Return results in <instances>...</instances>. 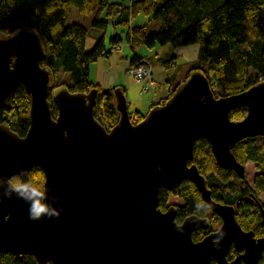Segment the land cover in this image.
I'll list each match as a JSON object with an SVG mask.
<instances>
[{"label":"water","instance_id":"95a60500","mask_svg":"<svg viewBox=\"0 0 264 264\" xmlns=\"http://www.w3.org/2000/svg\"><path fill=\"white\" fill-rule=\"evenodd\" d=\"M45 56L36 30L0 31V103L8 105L20 85L30 95L25 136L0 122V179L6 186L21 168L39 167L45 203L62 209L59 218L34 221L22 199L2 198L0 252L29 254L38 264H264V235L244 229L234 205L212 198L194 163L195 143L205 139L218 166L245 176L233 150L246 138L264 136V80L217 97L197 70L138 123L117 88L119 119L108 130L96 116V89L55 86L54 72L42 65ZM239 107L247 108L245 117L232 120L230 112ZM184 180L221 218L220 227L200 240L193 233L209 228L208 217L192 214L178 223L176 206L160 208V189ZM258 205L264 226V206ZM232 246L238 254L230 260Z\"/></svg>","mask_w":264,"mask_h":264},{"label":"trees","instance_id":"16d2710c","mask_svg":"<svg viewBox=\"0 0 264 264\" xmlns=\"http://www.w3.org/2000/svg\"><path fill=\"white\" fill-rule=\"evenodd\" d=\"M72 7L80 14L91 15V29L102 33L90 49L86 44L91 29L78 21L67 23ZM142 13L152 16L151 19L145 24L133 25V20ZM153 19L161 23L158 29L149 30ZM110 25L125 27L126 34L125 40L118 34L112 37V46L107 50L105 35ZM23 29L36 30L40 34L46 50L42 65L54 72L55 86L64 85L70 91L96 89V116L108 130L119 119L114 91L117 88L124 91V88L122 85L102 88L91 80L90 66L101 56L108 57L115 52L123 42L133 53L129 65L144 59L136 53L141 45L149 49L166 44L175 48L199 45L198 57L188 64L185 78L197 70L204 71L217 97L239 93L264 80V0H0V31L14 33ZM174 58L159 60L169 69ZM146 60L152 63L150 59ZM251 70L256 72L255 76L250 74ZM179 83L175 82L171 93ZM49 99L52 101V95ZM162 102L153 103L151 108ZM53 109L55 116V105ZM29 110L30 95L20 85L8 105L0 103V122L25 136L30 125ZM246 113V107H239L230 112V117L237 121ZM145 115L139 110L130 111L135 123ZM259 137L264 136L246 138L233 150L246 166L243 178L216 164L205 139L196 141L194 147V163L208 180L213 197L234 205L238 222L244 229L253 230L256 236L264 234L260 210L251 197L253 194L264 205V142L259 144ZM249 166L255 170L253 175ZM31 174L36 182L44 185L41 168L34 167ZM159 195L162 210L174 200L171 204L177 207L178 223L192 214L210 217L214 227L220 221L190 180L182 181L171 190L162 187ZM0 264L38 262L29 254L16 256L0 252Z\"/></svg>","mask_w":264,"mask_h":264},{"label":"rangeland","instance_id":"374dc122","mask_svg":"<svg viewBox=\"0 0 264 264\" xmlns=\"http://www.w3.org/2000/svg\"><path fill=\"white\" fill-rule=\"evenodd\" d=\"M122 0H111V2H120ZM152 16H147L145 14H140L138 15L134 20H133V25L137 24V25H141V24H145L147 23L150 19H151ZM74 21H78V22H81V23H84L86 26L89 27V29H91V23H92V16L91 15H83V14H80L77 10V8L75 7H72L71 11H70V15H69V18L67 20V23L68 24H71L72 22ZM159 23H161L160 20H157V19H153L150 24H149V27L148 29L149 30H156L159 28ZM126 31L125 27H113L112 25H110L108 27V30H107V33L105 35V46L107 48V50H109L111 48V38L114 37L117 34H119L120 36H123L124 32ZM102 35V33H101ZM101 37V36H100ZM125 43V42H124ZM140 48L143 47L145 49H149L148 47L144 46V45H141L139 46ZM138 47V48H139ZM159 54L161 56V58L157 57L154 55V58L155 60H165V58H171L172 57V49L175 50V49H179V48H175L173 45L171 44H166V45H162V46H159ZM189 47V48H188ZM192 47H194V61L197 59L198 57V54H199V45H192ZM122 48V46L120 47ZM119 48V49H120ZM139 49L136 50V53L139 54ZM119 49H116L119 50ZM123 49H126V46L123 48ZM128 49V48H127ZM187 49H190V46H185L183 48V50H187ZM130 50V49H129ZM182 50V51H183ZM131 51V50H130ZM181 49H180V52H182ZM171 52V53H170ZM117 52H113L112 54H110L108 57H105V56H101L99 59L101 60L99 63H96L94 62L92 65V68H93V72H92V80H95V81H98V78L100 77L99 73H100V70L105 67V66H111L112 68H122L124 71L126 69V66L125 64H123V60H124V55H123V52H119L118 54H116ZM133 55V54H132ZM131 57H129L130 59ZM103 59H109V60H104L102 61ZM168 59V60H169ZM174 62L173 63H170L171 66V70L169 72V74L167 73L165 67L163 66V64H161L160 68L157 70V69H154V66H153V69H154V73H152V77L154 79V81L156 82V85L158 88H160V86H162L163 88H166V80H167V77H171L172 74L175 75V77L173 78V80H169V82L172 84V88L171 90L174 88L175 86V82L177 81H180L182 82L185 78V75L188 71V68H189V65L187 63H189V61H187V58L186 56L182 55V56H178L177 58L175 57L174 59ZM96 63V64H95ZM169 68V69H170ZM127 73V72H126ZM250 74L252 76H255L256 75V72L254 70H251ZM126 75V77H125ZM155 75V76H154ZM133 75L132 74H124V77L126 78V80L129 79V77L133 78L132 77ZM134 79V78H133ZM134 81L136 83L139 84V86L141 85V92L142 93H146L144 95H142L139 103H138V106L141 108V112L147 114L150 110V103H149V100L150 99H155V96H154V92H152L156 86H154L153 88H149L147 91H143V88H144V84L142 83L141 80H138V79H134ZM126 83V81H125ZM140 89V88H139ZM153 89V90H152ZM138 90V89H137ZM160 90V89H159ZM152 92V93H151ZM164 92V91H163ZM148 93H151L149 96L147 95ZM171 93V92H170ZM137 94V93H136ZM168 94V93H167ZM172 94V93H171ZM137 96V95H136ZM149 99V100H148ZM139 100V99H138ZM146 101V103H145ZM134 104L135 102L133 103V105H131L129 107L130 111H134L136 110L135 107H134ZM258 143L259 144H262L264 142V137H259L257 139ZM249 169L250 171L252 172V175L255 173V170L253 168V166H249ZM251 175V176H252ZM262 201V200H261ZM174 200H171V203H173ZM171 203H169L170 205H172ZM217 226V224L215 225V227ZM200 237V234H195V238H198Z\"/></svg>","mask_w":264,"mask_h":264},{"label":"crops","instance_id":"0c3cea01","mask_svg":"<svg viewBox=\"0 0 264 264\" xmlns=\"http://www.w3.org/2000/svg\"><path fill=\"white\" fill-rule=\"evenodd\" d=\"M125 34L126 33L124 32L123 36H120L119 34L118 35H119L120 39L125 40ZM100 36H101L100 30L91 29L89 34H88V38H87V44H86L87 48L88 49L92 48L94 43L97 41V39ZM121 46H122V48L115 51V52H117L116 54H118L119 52H123L124 60L122 63L125 64V66H126L125 71L122 68H112L111 66H105L100 70V73H99L100 77L98 78V81H95V80H92V78H91L92 72H93L92 65H94V64H91V66H90V78L92 81L100 84V86L104 89H109V88H112L116 85H122L124 88V94L127 98L129 107L131 105H133V103L135 102V104H134L135 109L141 111V108L138 106V103H139L140 99L142 98L141 96L146 94V93L141 92V85L139 86V84L136 83L133 78L129 77V79L126 80V78H127L126 75H125L126 78L124 77V74L128 73L127 67L129 65V63L131 62V58H132L133 53H132V51L129 50L130 48H129L128 44L123 42L121 44ZM125 46H126V49H123ZM184 47L185 46L178 47L179 49H175V50L172 49V54H173L172 57L170 59L165 58V60H168V59L171 60L173 57L177 58L178 56H182V55L184 56L185 55L187 58V61H189V63L194 62V49H193L194 47L190 46V49L183 50ZM159 48L160 47H158V46H156L154 49H145V48L141 47L139 50L140 52L137 55L141 58H144V59H150V61L152 62L153 66H154V69L158 70L162 63L160 62V60H158V61L155 60L154 55L157 56L158 58L159 57L161 58V56L159 54L160 53ZM180 49H181V51L182 50L183 51L180 52ZM129 57H131V58L129 59ZM104 60H109V59H103L102 61H104ZM100 61L101 60L98 59L96 61V63H99ZM189 63H187V64H189ZM165 69H166L167 73L169 74L171 68L170 69L165 68ZM173 75L174 74H172L171 77H167V80L165 83L166 88H163L162 86H160V88H158L156 85V87L153 88L154 90L152 89L153 90L152 92H154L155 99L154 100L148 99L149 103L151 105L153 103L162 102L165 99V97L172 91L171 90L172 84L169 82V80H173V77H174ZM125 81H126V83H125ZM151 93H148L147 95L149 96ZM145 103H146V101H145ZM151 105H150V107H151Z\"/></svg>","mask_w":264,"mask_h":264},{"label":"clouds","instance_id":"9594fccd","mask_svg":"<svg viewBox=\"0 0 264 264\" xmlns=\"http://www.w3.org/2000/svg\"><path fill=\"white\" fill-rule=\"evenodd\" d=\"M64 136H67V132L64 133ZM4 185L5 181L0 179V187H3V191L0 192V202H2V198L11 199L15 194L16 198L22 199L29 205V218L31 220L60 217L62 209H56L45 203L48 190L32 178L29 169L21 168L19 173L12 174L7 179L6 186ZM51 199L54 203H59L58 197L53 196ZM223 235L224 233L221 232L220 236Z\"/></svg>","mask_w":264,"mask_h":264},{"label":"built area","instance_id":"2783aa9c","mask_svg":"<svg viewBox=\"0 0 264 264\" xmlns=\"http://www.w3.org/2000/svg\"><path fill=\"white\" fill-rule=\"evenodd\" d=\"M121 45H119L116 49H119ZM128 73L132 74L133 78L136 80H141L144 84L143 91H147L149 88H153L156 86V82L152 77L153 66L147 61L143 59L137 64H130L127 67Z\"/></svg>","mask_w":264,"mask_h":264},{"label":"flooded vegetation","instance_id":"af4514ba","mask_svg":"<svg viewBox=\"0 0 264 264\" xmlns=\"http://www.w3.org/2000/svg\"><path fill=\"white\" fill-rule=\"evenodd\" d=\"M206 178V177H205ZM206 181H207V185H208V187H209V184H208V180L206 179ZM210 188V187H209ZM210 190H211V188H210ZM201 193V192H200ZM211 194H212V190H211ZM202 196V195H201ZM251 197L253 198V201H254V203L256 204V206L259 208V210H260V207H259V202H261L256 196H254L253 194H251ZM212 198L214 199V200H216L214 197H213V194H212ZM203 199V198H202ZM204 201V200H203ZM216 201H218V200H216ZM205 202V201H204ZM218 202H221V201H218ZM222 203H225V202H222ZM262 203V202H261ZM227 204H229V203H227ZM208 205V204H207ZM262 205H263V203H262ZM171 206H174L173 204L172 205H169L168 206V208L169 207H171ZM264 206V205H263ZM208 207H209V205H208ZM167 208V209H168ZM166 209V210H167ZM210 209V208H209ZM210 211H211V209H210ZM211 213H213L212 211H211ZM260 213H261V210H260ZM214 214H216V213H214ZM237 215V214H236ZM206 217V216H205ZM218 217H219V219H220V221L217 223V226L216 227H214V226H211V220H210V217H208L209 218V220H210V225H209V228L208 229H199V230H197V231H195L194 233H193V236H194V240H200V239H202L205 235H208V234H210V233H212V232H215L219 227H220V225H221V218H220V216L218 215ZM261 219H262V217H261ZM183 222V221H182ZM181 222V223H182ZM247 230V229H246ZM255 233V232H254ZM195 234H200V237H198V238H195ZM264 234H262V235H260V236H263ZM255 236H256V234H255ZM260 236H256V237H260ZM238 253H237V251H236V249L234 248V246H232L231 247V249H230V252H229V254H228V258L230 259V260H232V259H234L235 257H236V255H237ZM233 255V256H232ZM261 262H262V260H261Z\"/></svg>","mask_w":264,"mask_h":264}]
</instances>
